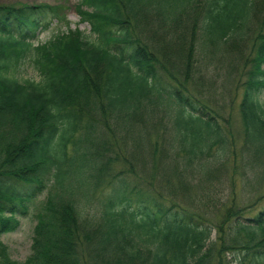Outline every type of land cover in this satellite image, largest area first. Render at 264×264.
Segmentation results:
<instances>
[{
    "label": "trees",
    "instance_id": "obj_1",
    "mask_svg": "<svg viewBox=\"0 0 264 264\" xmlns=\"http://www.w3.org/2000/svg\"><path fill=\"white\" fill-rule=\"evenodd\" d=\"M75 5L90 34L69 26L64 5L0 4V264H18L1 236L29 215L22 264H264V201L216 223L166 189L170 172L181 185L227 172L229 136L185 82L204 81L196 50L229 56L251 22L259 31L240 85L238 151L244 172L264 180V0ZM24 65L38 78H23ZM157 114L159 127L144 123ZM119 137L142 155L139 170H112ZM104 180L109 190L95 198Z\"/></svg>",
    "mask_w": 264,
    "mask_h": 264
},
{
    "label": "rangeland",
    "instance_id": "obj_2",
    "mask_svg": "<svg viewBox=\"0 0 264 264\" xmlns=\"http://www.w3.org/2000/svg\"><path fill=\"white\" fill-rule=\"evenodd\" d=\"M77 2L78 0H0V4L57 3L62 6L64 5V12L69 20V26L73 28L79 27L86 34H90L89 22L81 20L76 10L75 4ZM57 27L58 24L54 21L48 29L39 34V39H47L56 31ZM59 27L64 29V25H59ZM248 30L251 34L247 36L245 40V47L229 45V56H224L225 58L223 59L220 57L214 58L210 52L208 54V51L204 52L201 49L196 50L197 59L195 61V68L197 72L195 71V75L203 74L204 81L197 82L195 78L192 77L185 82L186 89L188 87V89L191 90L189 91L187 89L192 96L194 95L198 100L206 103L212 109V113L216 117V120L218 119L224 131L227 133V137L229 136L231 151L223 160L224 163H222V165H225L224 169H226L227 172L215 180L213 179L208 182H200L197 180L200 185H198L195 180L184 182V184L181 185L178 183L176 176L170 172V181L168 182L170 185L168 184L166 187V189L175 193V195L177 193L175 197L177 201L182 202V199L187 200L190 205L201 211L206 218L216 223L220 222L226 211L230 208L232 210L241 208V212L243 210H257L264 201V199H262V197H264L263 178L256 181L253 171H251L249 167H247L244 172L245 167L240 164L238 151L240 142L242 143L243 134L242 120L237 106L241 94L240 85L245 77L244 72L250 67L251 58L255 55V52L251 49L253 48L254 41L257 40L259 25L251 22ZM173 54L174 53L171 54L172 57ZM174 74L176 78H181L185 81L183 79V73L174 72ZM20 75L23 78H38L36 70L29 65H24L22 67ZM262 97H264V91ZM143 119H145L144 123L150 122V124H155L158 127L161 121L165 120L160 114L150 117L145 115ZM110 131L116 132V135H118L115 128ZM110 131L106 128L105 137H108L107 135L110 136L112 133ZM130 148L131 147L126 144V142L121 141L120 137L116 139L112 153L113 156L116 155L117 158L111 163L112 170L119 169L123 163L128 164L127 162L132 166L134 165L137 170L140 169L138 163H141L140 158L142 155L139 153H132ZM169 162L170 161H164L163 165L168 167ZM163 165L161 166L162 170ZM151 170L150 168V171ZM106 173L107 172L104 174ZM241 173L244 176L246 175L247 180L242 177ZM105 177L106 176H101V179H98L99 182ZM108 190V185H106V180H104V184L95 188L93 192L94 197L98 198L106 194ZM170 195L174 196V194ZM133 203L135 204L134 201ZM92 210H94L93 205ZM34 223V216H25L21 219V224L16 230L1 236V239L7 245L9 257L17 260L18 264H22L25 257L30 252ZM214 236L215 233L212 232V237Z\"/></svg>",
    "mask_w": 264,
    "mask_h": 264
}]
</instances>
